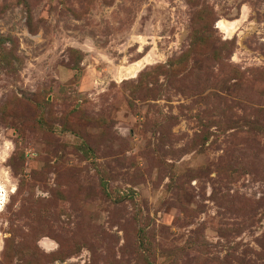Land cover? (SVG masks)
<instances>
[{
    "label": "rangeland",
    "instance_id": "obj_1",
    "mask_svg": "<svg viewBox=\"0 0 264 264\" xmlns=\"http://www.w3.org/2000/svg\"><path fill=\"white\" fill-rule=\"evenodd\" d=\"M0 34V264H264V0H0Z\"/></svg>",
    "mask_w": 264,
    "mask_h": 264
},
{
    "label": "trees",
    "instance_id": "obj_2",
    "mask_svg": "<svg viewBox=\"0 0 264 264\" xmlns=\"http://www.w3.org/2000/svg\"><path fill=\"white\" fill-rule=\"evenodd\" d=\"M212 12H209L205 9L198 10L194 16L192 29H191V44L193 47H201L206 42L212 43L213 41V30L215 28V20L211 15ZM7 37L0 34V61H7L8 64H13L17 56L10 51V56L5 55L4 44L7 42ZM16 57V58H15ZM179 60H183L181 57ZM173 61L170 60V64ZM169 64V63H168ZM85 151L91 153L92 148L90 146L84 145ZM141 234V232H140ZM140 245L144 243L143 238L140 236Z\"/></svg>",
    "mask_w": 264,
    "mask_h": 264
}]
</instances>
